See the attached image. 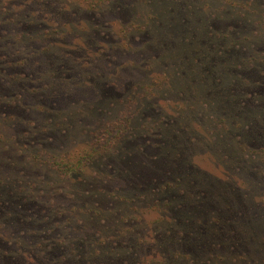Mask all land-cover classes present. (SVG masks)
Returning <instances> with one entry per match:
<instances>
[{
    "label": "rangeland",
    "instance_id": "374dc122",
    "mask_svg": "<svg viewBox=\"0 0 264 264\" xmlns=\"http://www.w3.org/2000/svg\"><path fill=\"white\" fill-rule=\"evenodd\" d=\"M0 264H264V0H0Z\"/></svg>",
    "mask_w": 264,
    "mask_h": 264
},
{
    "label": "trees",
    "instance_id": "16d2710c",
    "mask_svg": "<svg viewBox=\"0 0 264 264\" xmlns=\"http://www.w3.org/2000/svg\"><path fill=\"white\" fill-rule=\"evenodd\" d=\"M126 121H120L116 122L113 127L110 126V129L107 130V139L108 144L112 142L115 138L118 137L119 134L124 132L126 129ZM107 142V141H106ZM103 148V146H95L90 149V152H86L84 156H82L76 163L73 164H65L64 166L67 167L66 172L74 174L79 172L85 165V163L91 162L95 159L97 154H99L100 150ZM61 167V166H60Z\"/></svg>",
    "mask_w": 264,
    "mask_h": 264
}]
</instances>
